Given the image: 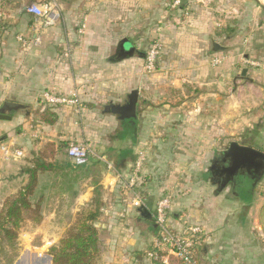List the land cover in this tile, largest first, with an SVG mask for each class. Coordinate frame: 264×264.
<instances>
[{"label":"crops","instance_id":"1","mask_svg":"<svg viewBox=\"0 0 264 264\" xmlns=\"http://www.w3.org/2000/svg\"><path fill=\"white\" fill-rule=\"evenodd\" d=\"M184 1L191 11L178 20L171 0H0V111L10 117L0 120V144L24 153L9 162L0 153V207L25 183L32 153L53 143V170L38 176L35 190L43 200L36 233L52 228L58 242L77 213L97 210V264H155L146 253L156 234L155 205L165 195L173 230L202 229L197 264H264L257 216L264 198L255 204L252 186L227 197V186L215 191L204 168L215 161L219 140L251 125L241 143L261 151L264 0ZM31 4L53 5L58 19L45 25L26 12ZM153 37L162 50L148 73ZM242 58L259 66L244 68ZM46 92H75L82 107L46 105ZM133 92L131 116L121 109ZM45 110L56 115L53 125L41 122ZM70 143L89 144L96 158L74 165ZM140 153L146 162L138 194L150 219L124 188Z\"/></svg>","mask_w":264,"mask_h":264},{"label":"trees","instance_id":"2","mask_svg":"<svg viewBox=\"0 0 264 264\" xmlns=\"http://www.w3.org/2000/svg\"><path fill=\"white\" fill-rule=\"evenodd\" d=\"M40 118L41 122L53 125L56 115L45 110L40 113ZM247 142L249 141H243L240 146L252 148L250 142ZM54 155L53 143H48L43 149L32 153L28 166L24 169L25 183L15 194L6 197L2 202L0 207V256L4 257L5 264H13L16 258V241L22 226L26 222L40 225L43 220V200L42 198L36 199L34 195L38 176L53 170L50 159H53ZM97 217L98 211L94 209H86L77 213L73 224L66 229L58 243L49 248L50 264H97L100 256L98 233L94 227ZM258 220L264 235V204L258 211ZM173 262L181 264L176 260Z\"/></svg>","mask_w":264,"mask_h":264},{"label":"built area","instance_id":"3","mask_svg":"<svg viewBox=\"0 0 264 264\" xmlns=\"http://www.w3.org/2000/svg\"><path fill=\"white\" fill-rule=\"evenodd\" d=\"M180 2V0H173L171 10L178 9L181 5ZM26 12L34 15L38 19H44L45 25H51L58 19L57 13L54 12V6L49 4L42 6L31 4L26 8ZM182 14L184 16L188 15L185 10ZM161 50L162 44L159 40L149 47L144 56L143 69L146 72L151 73L155 70ZM218 63L219 61L217 59L213 60L214 65ZM42 99L49 106H72L76 111H80L82 107L75 92H72L68 96H55L52 93L46 92L43 93ZM0 153L2 159L6 162L24 157V153L21 150L7 144H0ZM66 153L68 158L76 166L84 165L90 159L96 158L92 148L86 143H70L67 146ZM145 162L146 155L144 153L138 154L133 164L130 177L124 182V188L132 195L131 204L135 208L144 205L143 199L138 194V187ZM171 202L170 195H165L156 202L153 214L156 234L152 248L146 253V257L155 264H168L170 258L181 264H197L195 250L202 235V229L196 226H188L179 231L173 230L168 221Z\"/></svg>","mask_w":264,"mask_h":264},{"label":"rangeland","instance_id":"4","mask_svg":"<svg viewBox=\"0 0 264 264\" xmlns=\"http://www.w3.org/2000/svg\"><path fill=\"white\" fill-rule=\"evenodd\" d=\"M172 1L173 0H171L170 4L172 3ZM180 1H181L180 7L182 10H180L179 12L176 11L177 8L171 10L172 11L171 12L172 13V15H171L172 19L175 16H177V18L179 17L178 20L181 19V17H183V18L186 17L182 14L184 10L187 11L188 14H190V11H191L190 2L184 1L182 3V0H180ZM183 7L185 9H183ZM174 11H176V12H174ZM158 40H160L159 37H153L150 40V43H149L145 53L147 52L149 47L154 42H156ZM156 64H157V62H156ZM242 65L244 66V68H248L250 70H253L252 68H256L259 66L255 61L246 60L243 58H242ZM254 127L255 126L251 125V128H249L250 130H244L242 128L238 134H234V136H230V137L225 136L223 139L219 140L217 142V145H216L218 153L214 157L213 160H219L221 158V152L228 149L230 144L241 143L244 135H247V136L250 135L251 136V133H252L251 129H253ZM246 131H249V132L247 133ZM257 131L261 134L259 139H258V145H259L258 148L264 152V131L262 128L257 130ZM208 161L204 165V168L206 169L208 176H210V179H211L210 182H212L214 184L215 191L216 190L220 191V189L223 190L224 187H221L223 185V183L219 182L220 180L215 179L213 177V175L209 172V167L211 164L209 165ZM224 185H225V187L227 186V189H226L227 190V194H226L227 197H229L233 194L235 195L236 191H241L243 189L242 186L249 187L250 189L252 186L253 187V192H252L253 202L255 204H257L260 201H262V199L264 198V173L262 176H259L257 178H253V179H249V177H247V176L239 175V176L235 177L234 180H232L230 183H226ZM15 193H13V194H15ZM13 194H11V195H13ZM35 197H36V195H35ZM259 209H258V211H259ZM257 216H258V212H257ZM37 226H39V225H35L31 222H26L22 226V228L19 232L17 241H16V258L14 259L13 264H15L16 261H18V259L20 258V256L25 252H28L29 254H35V255L40 256V258L43 259V261H42L43 264H46L47 259H49V256H48L49 248H51L53 245H56L58 243V242H56V240L58 238V232L56 230L50 228V234H48L47 236H42V235L36 233ZM0 264H5V260H4L3 256H0ZM39 264H41V262H39Z\"/></svg>","mask_w":264,"mask_h":264},{"label":"water","instance_id":"5","mask_svg":"<svg viewBox=\"0 0 264 264\" xmlns=\"http://www.w3.org/2000/svg\"><path fill=\"white\" fill-rule=\"evenodd\" d=\"M212 48L215 52H220L224 50L222 47L216 44H212ZM245 74H246V70L244 69L241 72V76L244 77ZM136 96H137V93L133 92L130 96V104L127 107L121 109L122 112H124L126 115L132 116L134 114ZM0 120H10V117L7 116L3 110H1ZM223 155L227 158L229 164L227 167H223V169H221V172L222 173L226 172L227 175H229V177L223 182V185L221 187H225L224 184L230 183L232 181V179L238 174L236 173V171L240 167L247 168L248 170L250 169V171H255V173L257 172L256 173L257 175L256 176L254 175L253 177L250 176L251 177V178L249 177L250 179L262 176L264 173V153L263 152H260L250 147L240 146L237 143H232L230 144L226 152L223 153ZM138 212L142 218L150 219L149 216L145 215V212L142 206L139 207ZM96 226L97 225L94 224V227ZM42 261L43 259H41L40 256L25 252L20 256V258L18 259V261H16L15 264H39V262L43 264ZM46 264H50V257L49 259H47Z\"/></svg>","mask_w":264,"mask_h":264},{"label":"flooded vegetation","instance_id":"6","mask_svg":"<svg viewBox=\"0 0 264 264\" xmlns=\"http://www.w3.org/2000/svg\"><path fill=\"white\" fill-rule=\"evenodd\" d=\"M228 164L229 163L227 158L222 154L219 160L213 161L212 166L210 167V173L213 175L215 179L220 180L219 182L223 183L226 179H228L229 175H227L226 172L222 173L221 169H223V167H227ZM236 173L247 177L250 176L253 177L254 175L255 176L257 175L256 174L257 172L255 173V171H250V169L248 170L247 168H242V167L238 168ZM238 174L235 177L239 176ZM234 178L232 180H234Z\"/></svg>","mask_w":264,"mask_h":264}]
</instances>
